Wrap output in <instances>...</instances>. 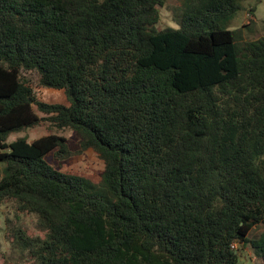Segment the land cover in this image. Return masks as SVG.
Listing matches in <instances>:
<instances>
[{
	"label": "trees",
	"instance_id": "1",
	"mask_svg": "<svg viewBox=\"0 0 264 264\" xmlns=\"http://www.w3.org/2000/svg\"><path fill=\"white\" fill-rule=\"evenodd\" d=\"M247 0H0V203L36 216L33 264H264V38L224 27ZM256 22L250 12L246 24ZM25 73L62 91L38 101ZM103 161L99 184L54 169L57 134L12 133L44 119Z\"/></svg>",
	"mask_w": 264,
	"mask_h": 264
},
{
	"label": "rangeland",
	"instance_id": "2",
	"mask_svg": "<svg viewBox=\"0 0 264 264\" xmlns=\"http://www.w3.org/2000/svg\"><path fill=\"white\" fill-rule=\"evenodd\" d=\"M242 9L232 17L224 27L228 30H236V44L242 46L250 41L264 38V0H247L239 2ZM180 0H165L163 6L158 7L159 23L158 28H174L178 25L175 22L178 18L175 15L180 12ZM254 12L256 22L250 26H244L250 14ZM26 80L31 86L36 99L44 104L57 105L67 104L66 98L62 91L43 88L39 84V78L35 73H25ZM35 113L44 120L37 126L29 128L19 133H12L8 138V143L17 139L24 138L29 143L47 136L57 134L67 139L69 153L62 159L54 158L53 153L46 158L47 162L56 170L64 173L74 174L91 180L94 184H99L101 175L104 170L103 161L97 154L91 150L83 151L80 149L79 138L72 131L57 130L47 119V115L39 112L34 106ZM3 166L0 164V179L2 177ZM21 229L26 237L43 238L45 233L38 228V222L35 215L17 211L16 205L11 201L0 203V264H33L28 251L21 249L19 236L15 230ZM264 226L259 225L252 229L249 235L250 240L256 239ZM235 251L238 254V264H262L261 259L247 245H235Z\"/></svg>",
	"mask_w": 264,
	"mask_h": 264
},
{
	"label": "built area",
	"instance_id": "3",
	"mask_svg": "<svg viewBox=\"0 0 264 264\" xmlns=\"http://www.w3.org/2000/svg\"><path fill=\"white\" fill-rule=\"evenodd\" d=\"M235 245H236V244H233V245L231 246L234 250H235Z\"/></svg>",
	"mask_w": 264,
	"mask_h": 264
}]
</instances>
